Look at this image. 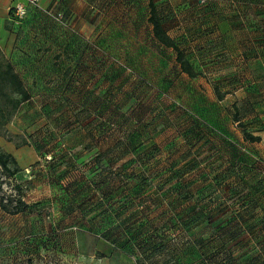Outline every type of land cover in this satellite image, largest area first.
Returning <instances> with one entry per match:
<instances>
[{
	"label": "rangeland",
	"instance_id": "obj_1",
	"mask_svg": "<svg viewBox=\"0 0 264 264\" xmlns=\"http://www.w3.org/2000/svg\"><path fill=\"white\" fill-rule=\"evenodd\" d=\"M154 1L188 57L194 10L204 17L211 0ZM10 16L15 40L10 55L0 48V74L12 62L30 92L23 115L54 149L55 182L92 196L91 210L107 203L101 195L122 208V218L101 213L98 226L132 229L138 264H264V136L245 140L234 119L260 103L226 105L217 71L183 72L153 34L149 0H36ZM18 97L0 82V123ZM259 116L241 120L245 129L264 126Z\"/></svg>",
	"mask_w": 264,
	"mask_h": 264
},
{
	"label": "crops",
	"instance_id": "obj_2",
	"mask_svg": "<svg viewBox=\"0 0 264 264\" xmlns=\"http://www.w3.org/2000/svg\"><path fill=\"white\" fill-rule=\"evenodd\" d=\"M35 1L0 0V48L9 52L8 55L15 40L7 27L13 20L10 10L17 3ZM204 6V17L199 16V6L196 7L192 15L194 21L189 27L190 37L194 40V48L189 53L191 63L196 70L220 74L219 84L225 90L219 101L226 105H262L260 113L244 114L246 116L240 121H252L258 115L264 121V0H211ZM29 98L0 123V146L12 154L22 168L24 178L28 180L27 197L30 198L26 211L12 214L2 208L0 197V264H100L101 252L103 259H114V264H138L132 252V246L137 242L132 229L124 228L122 223H112L104 229L96 223L101 213L123 217L122 208L116 202L112 203L113 198L94 195L96 200L107 203H100L99 210H91L87 203L92 196L84 191L70 194L68 185L55 182L52 177L55 164L48 159L54 149L48 150L47 146L38 143L37 131L31 126L34 120L23 115L28 105L24 106L25 101ZM254 128H258L254 135L264 136V126ZM234 132L241 135L237 129ZM222 135L225 137L226 133ZM240 141L244 142V138ZM26 169L31 173H24ZM96 180L97 192L101 193L102 182ZM81 183L89 190L85 179ZM67 200L72 202L71 207ZM134 200L141 201L143 197ZM86 235L93 239L92 249L88 252H85Z\"/></svg>",
	"mask_w": 264,
	"mask_h": 264
},
{
	"label": "trees",
	"instance_id": "obj_3",
	"mask_svg": "<svg viewBox=\"0 0 264 264\" xmlns=\"http://www.w3.org/2000/svg\"><path fill=\"white\" fill-rule=\"evenodd\" d=\"M150 6V17L149 21L153 26V34L159 42L167 47H171L175 50L177 54V61L181 67V70L187 73L190 77H197L201 75L202 72L196 70L191 63L189 56L187 57L186 52L182 49V47L176 42L175 38H173L168 30L165 28L162 18L159 16L157 6L154 0H149ZM0 82L3 85H11L12 89L16 94H18V98L15 99L12 103V108L15 110L20 103L30 97L27 89L24 86L23 80L21 76L15 71L13 65L10 62H7L0 74ZM216 92L218 94V99L223 98V94L216 88ZM4 113V111H3ZM12 114V112H11ZM10 114V116H11ZM235 121H238L239 127L243 128L242 132L244 133V138L247 141L255 142L260 141L261 136L254 135L245 129L243 123L237 117L234 118ZM31 173V171H30ZM5 176L6 178H14L19 181L28 182L26 178H24L22 168L17 163L15 157L5 152L0 146V190L2 189V184L6 181V179H2L1 177ZM28 184V183H27ZM29 187V184H28ZM16 190L18 194L23 192L21 185H16ZM1 205L2 208L7 212L15 214L19 212L26 211L29 207V204L22 200L19 196L8 195L7 197L1 195Z\"/></svg>",
	"mask_w": 264,
	"mask_h": 264
},
{
	"label": "built area",
	"instance_id": "obj_4",
	"mask_svg": "<svg viewBox=\"0 0 264 264\" xmlns=\"http://www.w3.org/2000/svg\"><path fill=\"white\" fill-rule=\"evenodd\" d=\"M13 8H15L17 14H20L23 11L24 4L17 3ZM26 170H27V172H30L29 169H26ZM1 178L6 179V181L2 184V186H4L5 183H6V185H8L10 182V184H9L10 188H8L9 190L8 189L5 190L3 187V189L0 190V196L1 195L5 196V197H7L8 195L19 196L22 200H24L25 202L28 203L27 192L29 191V187H28V184L26 182L19 181L17 179L12 178V177L6 178L5 176H2ZM18 184L21 185V188L23 190V192H21L20 194H18V191L15 188L16 185H18Z\"/></svg>",
	"mask_w": 264,
	"mask_h": 264
}]
</instances>
